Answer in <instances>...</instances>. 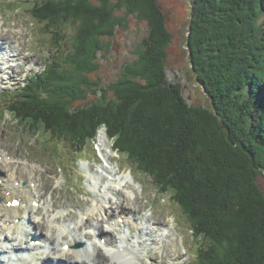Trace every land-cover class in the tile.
<instances>
[{"label":"trees","instance_id":"1","mask_svg":"<svg viewBox=\"0 0 264 264\" xmlns=\"http://www.w3.org/2000/svg\"><path fill=\"white\" fill-rule=\"evenodd\" d=\"M204 1L196 0L191 14L196 33L191 60L219 126L208 115L183 104L172 88L164 89V74L161 68L158 72L157 61L152 63L155 35L144 40L140 58L124 66L120 79L106 87L91 79L90 74L101 65L98 54L109 49L105 40L125 26L127 17L134 14L132 7L148 12L151 30L160 31L155 16L152 20V0H36L30 4L27 11L42 25V32L51 35V29L57 30L51 39L60 37L70 46L62 61L58 53H64L63 47L53 51L57 68L52 64L44 73L31 76L11 93L5 111L14 116L17 125L32 130L43 127L51 140L69 143L75 152L94 144L99 131L105 129L120 154L153 177L161 189L177 192L181 184L189 186L190 197H181L178 203L194 231L212 243L199 249V264L227 262L225 254L213 250L214 245L227 247V243L224 235H216L218 226L208 218V214L221 218L227 206L237 223L231 264H264V248L259 247L264 241V192L259 182L264 176V67L257 58L250 65L244 56L254 51L253 46L248 49L247 41L251 44L260 39L264 62V0ZM198 8L209 9L211 17ZM194 12L201 16L202 24L205 19L214 28L195 25ZM249 28L251 34L246 37ZM217 29L228 32L230 55L214 43ZM206 127L210 136L200 134L201 129L207 133ZM202 151L208 152L211 163L202 159ZM219 229L223 233L221 225Z\"/></svg>","mask_w":264,"mask_h":264},{"label":"rangeland","instance_id":"2","mask_svg":"<svg viewBox=\"0 0 264 264\" xmlns=\"http://www.w3.org/2000/svg\"><path fill=\"white\" fill-rule=\"evenodd\" d=\"M31 1L32 0H0V42L3 41L1 38H10V36H13L19 42L23 54H26V61L20 60V63L17 62L19 65L9 71V74L2 73V75H0V92L9 87L16 88L17 85L28 81L29 76L32 73L46 71L52 64L54 65V68H57L55 65V62L57 61H55L56 57L54 56L53 51H60L57 48L63 47L64 53L62 54L61 51L58 53L59 60L61 59L62 61L65 59L67 50H69L68 48L70 44L67 41H63L60 37L55 40L51 39V36H53L57 30L55 31L54 29H51V35L44 34L42 32V25L37 23L27 11L29 9V2ZM97 1L98 0H96V2ZM9 2H12L10 6L7 5ZM152 2L155 6L153 9L154 14H152V20H154L155 16L160 25V31H157L156 27H154V31L151 30V26L148 23V17L151 15L147 14L148 12L143 13L144 11L142 12L140 10L142 7H132L131 5V9L134 11V14L127 17V20H125V26L123 28H117L113 37L105 40L104 43L108 44L109 49L98 54V62L101 65L97 72L90 74L91 79L100 82L102 87H106L108 83L115 82L120 79L124 66L140 58V48L144 49V40L149 38L151 34L155 35V39L151 43L153 47L156 48L152 63L157 61L158 72L161 68L164 74V89L166 90L165 87L172 88L174 93H176V96H178L179 93L180 99L184 102L183 104L187 105L192 110H197L199 112H203L205 115H208L213 120L212 122L216 123V125L218 124L219 126L217 118L212 114L213 112H211V99L209 98L203 85L200 84L199 77L194 70L193 61L191 60L195 55V48L192 45V41L195 38L194 35H196L192 29L193 25H191L193 20L191 18V14L192 11L195 10L193 9V6L195 7L196 0H152ZM199 10L200 9L198 8V12H202L204 15L207 13L208 17H211L212 15L209 9L207 12L202 9L201 11ZM194 13L195 18L193 22L195 25L201 27V16L198 17V13ZM213 16L215 19V14H213ZM203 20L204 22L202 26L205 25L208 29L214 28L212 26L209 27L208 23H205V19ZM220 31V29L215 30L214 34L218 37H215L214 43L222 47V52L224 54L228 53V55H230V48L226 46L229 41L228 32L224 31L223 33ZM67 32L70 34L69 30ZM60 34H63V32L61 31ZM250 34L249 28L246 37H249ZM162 35L164 36L163 38H165L163 43L160 40ZM239 38L232 39L233 43L235 41L237 42ZM206 40L207 38H204L202 42L205 44ZM247 46L248 49L252 46L254 48V51L250 50L247 52V55H244L250 65L252 64V61L257 58L259 60V64L263 68L264 62L260 49L263 46L262 41L258 39L255 40L254 43L249 44L248 40ZM207 55L208 54H206V56ZM236 59L239 60V58ZM223 60L225 62V58ZM17 63H14V65ZM27 63H30V65ZM256 74L258 75V73ZM1 76H7L8 80L5 82L6 84H2L4 83L2 82L3 79H6V77L3 78ZM8 76H10V78H8ZM224 76L227 77L226 75ZM226 83L228 82H225V86H227ZM10 102L11 101L7 100V97L0 95V147H2V149L6 152V155L12 157L13 159L27 162L30 169H34L35 173L39 175L40 182L46 190L44 191L45 195L48 196L51 194L54 198L56 206H69L72 209L73 215L70 219L76 218L75 215H78L79 211L81 213H90L96 209V205L100 208L102 195L95 196L89 192V190L98 191L93 187L95 183L94 179L97 176H100V170H102V166L106 164L98 163L101 159H99V152L97 149L98 147L101 151V148L99 147L100 134L98 137V145H96L95 149L88 146L87 148H82L78 151V153H75L72 145L62 141H52L51 136L44 132L43 127L32 130L28 127L17 125L14 116L10 112L5 111L8 109ZM83 102L85 101H81L80 103ZM207 130V133H205L204 130L201 129V133H199L202 136H210V134H208L209 128H207ZM221 132L225 134V130H221ZM101 133L105 134V131H101ZM107 143L111 148L109 161L113 158L112 162L114 161L115 163H118V165H116L117 172L121 173V176H130L132 179V183L130 182L128 186H133L137 191L135 195L138 202V213H149L148 216L154 213V215H152L154 220L156 222L162 221L164 222V225L167 226V234H169V236L167 235V238L170 241H167L168 243L166 242L165 244V239L162 244L163 248L161 249L162 246H159L160 251L154 250L156 254V257L154 256V258L150 255L152 254V251L150 250L151 253L149 254V258L143 262L145 264H172L171 262L174 261L177 262V264H199V259L198 257L196 259V255L200 247L209 246L212 243L205 236H199V238H196L193 235L190 231V226H188L187 218L183 213L184 209L178 203L180 202L181 197L182 199L190 197L191 191L189 190V186L181 184L179 186V191H177L179 194L170 188H168V190L162 189L166 192L162 193L158 189L159 186L157 185V181L150 179L144 171L140 172L136 170L127 159L118 158L115 154L112 155V146L114 145V142H110L107 139ZM202 149L205 150L203 145ZM155 150L158 152L160 151L159 148H155ZM212 151L215 152L214 149ZM222 152L223 151L221 150L218 152L220 156ZM201 154L204 161L211 163L208 152L202 151ZM195 156L200 157L198 154ZM130 172L136 182L135 184L133 183V178ZM93 173L95 176H93ZM206 173L214 176L212 171H206ZM224 174H226V170H224ZM202 178H204L203 174ZM219 178L222 180L221 177ZM167 180L172 181L169 176L167 177ZM259 182L264 192V176L260 177ZM172 187L174 188V186ZM214 187L217 192L219 184L216 182ZM215 190L213 192H215ZM42 193L43 192L41 190V197H46L42 195ZM218 194H221L222 196L221 191H219ZM113 197L116 199L115 202L119 200L118 197ZM111 200L113 201V199ZM200 202L203 205V202ZM123 205L126 207L127 203L123 202ZM115 207L116 206H113V208ZM229 207L230 206L226 207V212L221 216V218H219L217 214H208V218L211 219L213 223L215 222L218 226V228L215 229L216 227L214 225L216 235L221 237L224 235L223 241L227 243V247H221V245L217 247L214 245L213 248L216 253L221 252L220 255L225 254L227 257L226 264H231L230 259L234 256L235 251L234 239L237 238L236 230H234L237 223L234 221V215H231V211H228ZM202 210L204 213V207H202ZM94 212L98 214L99 210ZM126 212L128 213V211ZM155 212L157 213L155 214ZM34 217L35 216L32 214V220H34ZM94 219L95 218L91 221V224H95ZM99 219H101V216H99ZM81 225H83V222ZM219 225L223 227V233L218 232V230L220 231ZM97 226L98 224H96V227ZM31 228L33 231L38 229L36 224ZM93 232V227H90V225H85L80 229V234L83 236L87 234L89 235L90 233L93 234ZM170 234L177 236V241H175V237H171ZM36 235H39V233ZM87 238L90 239L91 237ZM259 239L261 241L263 240L262 237ZM182 241L184 243L185 251H183L184 248L182 247ZM64 242L66 241L59 242V246H57L59 250L61 249L60 245ZM174 247L179 248L181 255L177 251L172 252L170 262V258L165 259L162 253H167V251L170 253V249H173ZM259 247L264 248V241L260 243ZM151 248L154 247L149 246L148 249ZM155 248H157V246H155ZM192 254L194 255L193 258L190 257ZM257 255H260L259 251L257 252ZM176 259H178V261Z\"/></svg>","mask_w":264,"mask_h":264},{"label":"bare ground","instance_id":"3","mask_svg":"<svg viewBox=\"0 0 264 264\" xmlns=\"http://www.w3.org/2000/svg\"><path fill=\"white\" fill-rule=\"evenodd\" d=\"M2 40L11 50L6 62L0 61V74H9L4 72L5 68L11 66L9 69H12L14 63L26 60V56L13 36ZM99 147L106 164L102 166L100 176L95 179L96 187H99L101 191L104 186H107V193L119 199L114 203L106 196L102 198L105 203L101 205V208H97L101 219L94 211L90 213L79 211L76 218L70 219L73 215L72 209L69 206H56L52 195L50 194V197L45 195L44 191L46 190L34 169H30L27 162L10 158L4 150H1L0 156L3 157L0 162V171L4 179L2 178L3 184L0 186V196L3 201H10L12 197L17 195L23 199L24 204L19 208H9L0 203V264H4L1 258L6 257V255L17 256L15 255L16 251L22 250L19 241L27 243L29 237L31 239L28 240V243L37 237L45 245H51L52 248L49 249V252L43 251L41 247L30 248L25 253L26 260H19L16 264H47L46 262H49L48 264H145L139 250L148 249L149 246L161 247L164 240L168 239L167 235L169 236V234H167L168 231L164 222H156L152 215L138 213V202L135 195L137 191L133 186H128L130 182L132 183V179L130 176L121 177L117 172L115 174L112 171L113 168L109 162L111 148L107 143L105 134L101 132ZM23 180L25 181L22 182ZM41 190L42 195L46 197H41ZM108 194L106 195L108 196ZM34 201L40 203L37 209L32 206ZM123 202L127 203L126 207ZM113 206L116 207L113 208ZM115 209L128 211L126 215L131 216L130 218L126 216L122 226L116 222L120 215H115ZM38 211L39 217L33 222L30 219L32 224L28 226L33 227L36 224L38 229L30 230L29 235H21L20 232L26 227L25 222L29 215L38 213ZM136 216L137 220H134ZM16 218L20 219L18 224L14 222ZM93 218H95V224H91ZM82 222L83 225H81ZM96 224H98L97 227ZM85 225L93 227L94 233L85 236L78 234ZM37 233L39 235H36ZM87 237H91L90 240L88 239L90 243L84 241L87 240ZM97 239L98 242L95 241ZM61 241L66 242L60 245L61 249L59 250L57 246ZM66 244L71 246L69 251L62 250ZM78 244H82V246L75 247ZM7 247L10 249L8 253L5 251ZM23 249L25 250L24 247ZM34 250H37L38 254H33L32 251ZM52 253L55 255L54 257H52ZM38 255H41L42 258H37Z\"/></svg>","mask_w":264,"mask_h":264}]
</instances>
